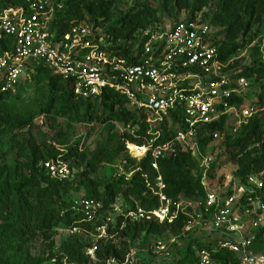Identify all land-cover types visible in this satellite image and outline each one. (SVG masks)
Masks as SVG:
<instances>
[{
    "label": "built area",
    "instance_id": "built-area-1",
    "mask_svg": "<svg viewBox=\"0 0 264 264\" xmlns=\"http://www.w3.org/2000/svg\"><path fill=\"white\" fill-rule=\"evenodd\" d=\"M62 9L63 2L58 0H23L19 6L0 10V97L17 93L22 73L39 67L68 80L82 99L96 98L108 88L115 90L138 111L146 126L143 144L127 143L131 157L147 158L159 173L161 161L189 152L199 166L203 192L196 200L170 197L159 173L156 207L136 204L121 209L122 203L115 202L112 210L133 221L168 223L184 214L180 236L157 241L159 254L174 252L180 242L185 248L193 242L195 260L189 264H264V249L257 247L258 231L264 227V169L244 176L236 169L216 178L211 173L215 159L202 146L206 135L210 144L222 140L227 130L238 133L254 114L251 103H246L251 81L244 75L222 72L211 22L198 13L168 26L150 25L138 31V47L124 56L111 50L92 25L78 22L64 32L57 31L54 20ZM222 115L231 119L226 130L210 131L207 126ZM165 127L174 128L167 138ZM43 165L53 178L74 176L63 158L44 160ZM122 175L129 181L133 172ZM73 204L88 221L100 217L104 208L103 201L95 197L81 196ZM107 226L97 224L92 235L112 237ZM71 231L82 232L78 227ZM97 249L95 242L86 252L94 258ZM133 254L129 252L124 262L132 264Z\"/></svg>",
    "mask_w": 264,
    "mask_h": 264
},
{
    "label": "rangeland",
    "instance_id": "rangeland-1",
    "mask_svg": "<svg viewBox=\"0 0 264 264\" xmlns=\"http://www.w3.org/2000/svg\"><path fill=\"white\" fill-rule=\"evenodd\" d=\"M6 2L7 0H0V6ZM79 2L76 19L92 26L97 23V28L101 31L112 26L122 28L119 19L132 14H140L141 17H149L154 24L168 26L183 18L189 10L172 0H115L111 6L106 7L110 8L108 16L97 18L99 0ZM217 5L218 0H198L197 4L202 8L199 13L203 14L205 20L213 18ZM246 22L245 19L241 24H233L232 32H227L223 25L211 23L215 30L216 45L221 47L224 53L230 52L228 58L221 62L222 72L229 75L243 74L249 78L252 86L247 92L246 103H251L253 107L252 117H258L264 122V95L261 96V82H258L254 75H249L250 67L264 65V46L259 45L262 44L264 37V21L253 22L248 32L245 29ZM128 29L130 27H123L121 37L116 38V41L112 36L111 38L113 44L123 43L122 47L132 52L138 47L139 42L133 33L130 37H125ZM25 76L29 78L23 82ZM21 77L18 95L5 101V105L13 115L24 116L25 120L0 130L1 183H11L21 176L40 172L36 167L38 160L54 156L66 159L74 173L73 187L65 196L67 199L75 200L87 194L89 189L85 184L102 189L118 179L124 183L128 182L119 177V173L127 176L138 168L141 161L136 159V164L129 161L131 155L124 134H136L137 126L132 123L125 124L120 120L106 119L107 114L103 113L99 100L90 101L92 120L84 116L88 104L84 106L81 102L75 103L77 108L73 112H69L61 104L51 107L48 104L50 92L46 76L42 74L30 76L28 72H23ZM136 119L140 121V116H136ZM242 128L236 134L227 130L222 140L218 139L204 146L206 154L212 155L215 159L211 173L216 178L225 172L236 170L241 165L240 159L248 162L264 154V135L261 143L244 150L235 160L224 153L227 144L232 143L239 133L241 134ZM177 167L185 177L192 179L196 178L199 171L198 164H192L188 160L179 161ZM180 197L195 199L184 193L180 194ZM115 202L118 204L125 202L128 206L139 204V201L123 192L116 196ZM108 209L113 219L120 214L115 209L112 210L110 207ZM126 225L130 233L135 232L136 236L131 241L134 264H144V261L149 263L148 260L155 261L156 264H173L177 247L185 248V243L180 242V245L175 246L174 252H169L168 255L159 254L156 251V243L158 240L166 241L172 237L173 232L170 229L159 230L156 226L150 227L148 224L136 228L135 222L131 219H128ZM97 240L99 239L92 234L75 233L71 228L55 227L46 232L36 231L22 237L13 229L6 227L0 233V264H69L63 257L62 244L78 241L87 250V247ZM259 240L258 245L264 249V232L259 235ZM109 244L106 238L97 243L96 251L100 250L102 257L95 253V257L91 258V264H130L109 259L106 253ZM168 256L170 260L166 259Z\"/></svg>",
    "mask_w": 264,
    "mask_h": 264
},
{
    "label": "trees",
    "instance_id": "trees-1",
    "mask_svg": "<svg viewBox=\"0 0 264 264\" xmlns=\"http://www.w3.org/2000/svg\"><path fill=\"white\" fill-rule=\"evenodd\" d=\"M63 2V9L57 12L54 27L59 32L66 31L74 23L79 21L77 12L79 7V0H58ZM181 6L189 9L185 16L194 17L202 8L197 6L198 0H172ZM23 0H7L4 5L0 6V10L9 6H19ZM115 0H99V7L97 11L98 17L108 16L110 8ZM192 6L193 8H188ZM203 16V14H202ZM246 19V32L250 31L253 22L264 21V0H218V5L213 18H209L210 22L216 25H223L226 27L227 32H232L234 29L233 24L242 23ZM119 23L123 27H130L125 34L128 38L132 35H136L140 29L153 25L155 22L150 21L149 17L140 14H132L123 16L119 19ZM212 24V23H211ZM98 24L93 25L95 29ZM122 28L112 26L106 28L105 31H101L98 35H103L107 42L108 47L114 52L128 56L130 53L127 49H124L123 43L113 44L112 38L121 37L123 33ZM137 32V33H135ZM112 36V38H111ZM264 46V37L262 38V44ZM230 52L221 51V47H218V59L225 61ZM249 75H254L256 80L260 83L261 96L264 95V65L252 66L249 68ZM46 76L49 86V106L54 107L55 104H61L69 112L76 110L75 103L81 102L82 105H87L84 116L88 120H92L93 112H91L92 105L91 100H99L102 106L103 113L107 114L106 119L120 120L123 123H132L138 127L136 134L125 133V140L132 143L143 144L146 140V126L136 119V116H140L137 110L131 108L127 104V100L121 96L115 90L108 88L105 89L102 94L96 98L82 99L77 97L68 80H64L60 75L54 73L48 68L39 67L35 72H29L30 76L34 75ZM243 75V74H240ZM245 76V75H244ZM247 77V76H246ZM29 77L26 76L23 80L25 82ZM248 78V77H247ZM252 86V82H251ZM18 88L17 93H3L0 97V130L5 129L6 126H11L14 123L22 122L25 120L24 116H15L5 105V101L18 95L20 91ZM243 101L242 97L239 99ZM126 105V106H125ZM128 107V108H127ZM98 116V115H97ZM250 121L243 126L241 134L232 142L228 143L224 153L229 154L230 159L235 160L237 156L249 147L259 144L263 141L264 135V122L260 118H250ZM230 121V117L222 115L218 121H213L207 128L210 131L226 130V126ZM174 128L167 129L165 127L164 138H167ZM202 146L207 145L211 138L205 136L201 139ZM60 157V156H59ZM54 157L41 158L36 163V167L40 172H34L27 176H21L16 181L11 183L0 182V233L3 229L9 227L17 232L22 237L29 234H33L36 231H49L55 227L74 228L78 227L84 233L92 234L95 232V227L99 223H108V231L112 235L109 240V246L106 249L107 257L109 259L118 260L124 263L126 255L131 252V241L134 239L135 232L130 233L125 219L123 216L118 215L113 221L109 220L108 207H112L115 203L116 196L123 192L127 193L134 200L139 201V205L145 208H154L158 205L157 196L155 194V180L160 173L166 184L165 192L170 197H180V194L184 193L186 196H193L196 200L201 196L203 189L200 183V173L195 179L185 177L180 169L177 167L179 161H189L192 164H197L195 158L189 152H180L174 159L163 160L160 162V171H154L146 158L142 160L138 168L133 172L131 179L124 183L121 179L115 182L107 184L104 188H97L94 186H88L85 184L89 192L84 196L95 197L103 201L104 208L101 211L100 217L95 218L93 221L85 219L83 213L74 207L72 199H67L65 196L68 191L73 187L74 178L59 180L53 178L47 170L44 168L43 161ZM62 158V157H61ZM64 159V158H63ZM130 162L137 163L135 158L129 157ZM66 160V159H65ZM241 165L237 168L238 174L244 176L253 171H260L264 169V154L255 158L252 161L243 162L240 159ZM264 190V189H263ZM128 205L124 202L122 208H135L136 205ZM186 216L182 213L178 215L173 223L160 222L157 219L152 220H140L134 221L136 228L139 226H156L159 230L170 229L173 233L172 236H180ZM264 232V227L258 231L259 235ZM99 239L97 243L99 244ZM120 239H123L120 241ZM128 239V240H127ZM193 243V242H192ZM192 243L187 248L177 247V251L173 257V264H189L195 260V251L192 247ZM83 244L78 241H70L62 244L61 251L63 257L66 258L69 264H91L92 257L86 252V248H83ZM86 247V246H85ZM260 249L261 247L257 245ZM98 257H102L100 250L96 251ZM222 255H219L221 257ZM151 264H156L155 261L148 260ZM144 261V264H149ZM134 264V262L132 263Z\"/></svg>",
    "mask_w": 264,
    "mask_h": 264
},
{
    "label": "bare ground",
    "instance_id": "bare-ground-1",
    "mask_svg": "<svg viewBox=\"0 0 264 264\" xmlns=\"http://www.w3.org/2000/svg\"><path fill=\"white\" fill-rule=\"evenodd\" d=\"M131 147H132L133 149H136V146H135V144H132V145H131Z\"/></svg>",
    "mask_w": 264,
    "mask_h": 264
}]
</instances>
